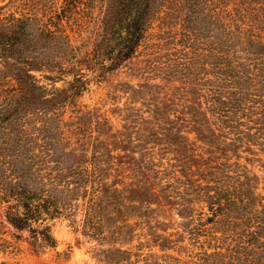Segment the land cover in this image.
Masks as SVG:
<instances>
[{
	"label": "trees",
	"instance_id": "trees-1",
	"mask_svg": "<svg viewBox=\"0 0 264 264\" xmlns=\"http://www.w3.org/2000/svg\"><path fill=\"white\" fill-rule=\"evenodd\" d=\"M93 1L0 3V253L64 218L101 264H264V0H104L75 41Z\"/></svg>",
	"mask_w": 264,
	"mask_h": 264
},
{
	"label": "rangeland",
	"instance_id": "rangeland-1",
	"mask_svg": "<svg viewBox=\"0 0 264 264\" xmlns=\"http://www.w3.org/2000/svg\"><path fill=\"white\" fill-rule=\"evenodd\" d=\"M4 1L6 0H0V3ZM103 2L104 0L93 1L91 17L87 22H85V17L88 14L86 10L85 17L84 14L80 16L84 17L81 25L82 32L76 33L78 35L75 36V41H79L81 38H84L87 42L90 41V37L98 29ZM85 40L82 47L84 49L88 48V45H85ZM129 66H131V63ZM122 69L110 72L103 81L92 82L89 88L79 97L80 103L90 105L98 103L104 108L121 105L126 95L116 90V88H119L126 80L127 71L130 68L124 67ZM5 225L4 229L8 231L7 237L12 239L19 249L15 252L0 253V264H101L93 254V247L96 245L95 240L73 231L69 222L64 218H57L53 221L52 231L57 238V243L54 246L42 247L40 244L35 245L26 230H15L7 223ZM12 233L16 236L11 235ZM58 243H61L59 248L57 247Z\"/></svg>",
	"mask_w": 264,
	"mask_h": 264
},
{
	"label": "water",
	"instance_id": "water-1",
	"mask_svg": "<svg viewBox=\"0 0 264 264\" xmlns=\"http://www.w3.org/2000/svg\"><path fill=\"white\" fill-rule=\"evenodd\" d=\"M57 247H58V248L61 247V243H58V244H57Z\"/></svg>",
	"mask_w": 264,
	"mask_h": 264
}]
</instances>
